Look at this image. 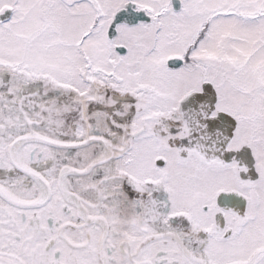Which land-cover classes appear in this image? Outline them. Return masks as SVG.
I'll list each match as a JSON object with an SVG mask.
<instances>
[{
    "label": "snow or ice",
    "instance_id": "snow-or-ice-1",
    "mask_svg": "<svg viewBox=\"0 0 264 264\" xmlns=\"http://www.w3.org/2000/svg\"><path fill=\"white\" fill-rule=\"evenodd\" d=\"M0 264H264V0H0Z\"/></svg>",
    "mask_w": 264,
    "mask_h": 264
}]
</instances>
